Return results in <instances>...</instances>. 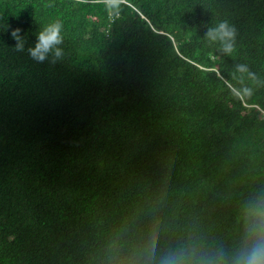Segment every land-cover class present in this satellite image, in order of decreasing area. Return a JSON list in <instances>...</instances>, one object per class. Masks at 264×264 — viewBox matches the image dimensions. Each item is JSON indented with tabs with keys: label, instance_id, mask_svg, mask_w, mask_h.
I'll return each instance as SVG.
<instances>
[{
	"label": "trees",
	"instance_id": "16d2710c",
	"mask_svg": "<svg viewBox=\"0 0 264 264\" xmlns=\"http://www.w3.org/2000/svg\"><path fill=\"white\" fill-rule=\"evenodd\" d=\"M57 19L62 61L15 50ZM223 20L231 55L203 39ZM255 197L264 0H0V264L231 255Z\"/></svg>",
	"mask_w": 264,
	"mask_h": 264
},
{
	"label": "clouds",
	"instance_id": "9594fccd",
	"mask_svg": "<svg viewBox=\"0 0 264 264\" xmlns=\"http://www.w3.org/2000/svg\"><path fill=\"white\" fill-rule=\"evenodd\" d=\"M109 7L116 6L117 0H105ZM63 22L59 19L49 23L36 34L34 47L25 48L26 38L21 35L20 28L11 31V38L16 41L17 52H27L29 57L38 62L45 61L55 64L65 56ZM236 29L227 20L207 27L204 40L218 45V51L231 55L235 51ZM235 72L253 74L244 64H237ZM245 91H249L245 89ZM245 228L241 245L231 255L225 251L216 250L202 252L195 248H180L169 251L158 259V264H264V197H255L244 208ZM156 245L150 243L148 260L155 257Z\"/></svg>",
	"mask_w": 264,
	"mask_h": 264
}]
</instances>
